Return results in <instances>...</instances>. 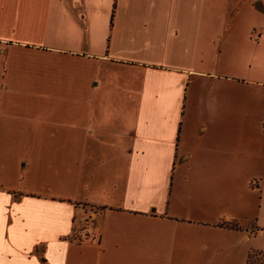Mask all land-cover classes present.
Instances as JSON below:
<instances>
[{
    "label": "crops",
    "instance_id": "1",
    "mask_svg": "<svg viewBox=\"0 0 264 264\" xmlns=\"http://www.w3.org/2000/svg\"><path fill=\"white\" fill-rule=\"evenodd\" d=\"M255 190L264 0H0V264H246Z\"/></svg>",
    "mask_w": 264,
    "mask_h": 264
},
{
    "label": "rangeland",
    "instance_id": "2",
    "mask_svg": "<svg viewBox=\"0 0 264 264\" xmlns=\"http://www.w3.org/2000/svg\"><path fill=\"white\" fill-rule=\"evenodd\" d=\"M246 10V8H241L239 12L244 14ZM254 203L252 221L253 235L250 237L252 252L254 254L253 259L254 264H264V198L263 200H260V193L258 190H255L254 192ZM259 229L261 230V233L257 235L256 230Z\"/></svg>",
    "mask_w": 264,
    "mask_h": 264
},
{
    "label": "trees",
    "instance_id": "3",
    "mask_svg": "<svg viewBox=\"0 0 264 264\" xmlns=\"http://www.w3.org/2000/svg\"><path fill=\"white\" fill-rule=\"evenodd\" d=\"M234 226V225H231V227ZM72 239H74V237H71ZM253 256L254 254H251L247 257V260H246V264H254V259H253ZM260 264V263H259Z\"/></svg>",
    "mask_w": 264,
    "mask_h": 264
}]
</instances>
